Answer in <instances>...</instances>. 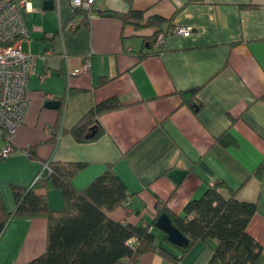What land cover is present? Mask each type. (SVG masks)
Returning a JSON list of instances; mask_svg holds the SVG:
<instances>
[{
  "label": "crops",
  "instance_id": "0c3cea01",
  "mask_svg": "<svg viewBox=\"0 0 264 264\" xmlns=\"http://www.w3.org/2000/svg\"><path fill=\"white\" fill-rule=\"evenodd\" d=\"M131 8L145 11L144 23L155 15L171 21L162 26L163 44H148L158 27L101 14ZM74 14L69 0L52 10L43 0L22 7L30 31L22 48L38 58L30 107L8 156L0 130V202L13 211L12 186H31L47 161L86 163L73 179L77 189L112 165L128 201L110 217L147 225L162 206L183 216L186 204L219 180L225 197L235 189L237 199L257 204L248 232L262 245L264 264V0H96L86 16ZM178 26L193 30L177 34ZM196 87L200 106L193 108L179 92ZM113 96L123 106L100 115L104 133L87 142L70 133L54 139ZM49 100L61 105L49 107ZM228 130L235 143L224 146L216 139ZM41 191L50 209L63 210L60 188ZM152 229L157 243L182 255ZM47 236L46 217H13L0 235V264H27L45 252ZM217 245L215 238L200 241L179 264H207ZM138 264L172 262L151 251Z\"/></svg>",
  "mask_w": 264,
  "mask_h": 264
},
{
  "label": "trees",
  "instance_id": "16d2710c",
  "mask_svg": "<svg viewBox=\"0 0 264 264\" xmlns=\"http://www.w3.org/2000/svg\"><path fill=\"white\" fill-rule=\"evenodd\" d=\"M86 14L87 11L80 10L75 12L74 17ZM101 14L118 17L124 24L137 28L158 27L148 41L150 48L158 43L160 35L164 33L163 24H171L170 20L159 15L150 17L144 23L145 11L133 8L125 13L104 10ZM198 91L196 87L180 91L179 94L184 104L197 108L200 106L196 98ZM122 106L116 96L103 100L94 105L73 128L57 129L53 137L55 139L58 132L60 135L70 133L80 142L91 141L105 131L99 122L100 115ZM216 141L224 146L235 143L229 130L218 136ZM27 151L35 153L34 149ZM49 165L50 170L44 171L42 177L31 186H12L16 200L13 211H8L0 202V235L13 217L43 216L48 219L46 250L27 264H138L142 255L151 251L161 253L172 264H179L196 243L210 238H215L218 245L207 264H260L262 245L248 232L250 221L258 209L257 204L237 199L235 189H231L230 197H225L220 192L225 184L219 180L203 196L190 200L183 216L162 206L158 208L153 222L135 225L110 217L112 210L128 201L126 186L112 165L84 189H77L73 179L86 163L49 161ZM54 188H60L63 193L64 208L59 212L50 209L47 193L41 191ZM163 212L170 215L174 225L190 240L189 245L183 248L171 243L162 231L163 240L178 249L181 256L169 251L163 243L156 242L152 227ZM133 238L136 242H131Z\"/></svg>",
  "mask_w": 264,
  "mask_h": 264
},
{
  "label": "built area",
  "instance_id": "2783aa9c",
  "mask_svg": "<svg viewBox=\"0 0 264 264\" xmlns=\"http://www.w3.org/2000/svg\"><path fill=\"white\" fill-rule=\"evenodd\" d=\"M69 2L74 12L84 10L90 13L96 0ZM26 5L27 0H0V130L5 139L2 156H8L14 150V135L24 123L31 103L29 79L38 55L25 52L22 48V40L30 37V31L22 15V7ZM74 27L75 25H72V28ZM192 30L191 26H178L175 32L186 35ZM163 42L164 38H159L158 44L161 45ZM49 54L50 51H47L41 56L45 58ZM85 68H88V63ZM46 170H50L49 161L43 164L34 181L40 179ZM131 242H136V239L133 238Z\"/></svg>",
  "mask_w": 264,
  "mask_h": 264
},
{
  "label": "water",
  "instance_id": "95a60500",
  "mask_svg": "<svg viewBox=\"0 0 264 264\" xmlns=\"http://www.w3.org/2000/svg\"><path fill=\"white\" fill-rule=\"evenodd\" d=\"M43 6L47 10H52L55 8V1L54 0H43ZM46 105L49 107H59L61 102L58 100H49L46 102ZM155 226L166 233L167 239L180 247H187L190 243L189 238L185 235V233L180 230L176 225H174L172 218L166 212H163L158 216L155 221Z\"/></svg>",
  "mask_w": 264,
  "mask_h": 264
}]
</instances>
